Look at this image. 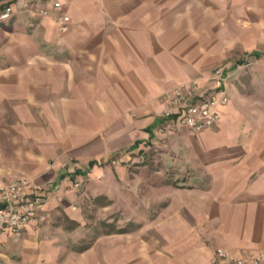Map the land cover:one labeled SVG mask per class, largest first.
<instances>
[{
	"label": "crops",
	"instance_id": "crops-1",
	"mask_svg": "<svg viewBox=\"0 0 264 264\" xmlns=\"http://www.w3.org/2000/svg\"><path fill=\"white\" fill-rule=\"evenodd\" d=\"M7 4L0 184L30 178L44 205L19 231L0 234V264H62L54 197L70 206L73 179L147 140L163 142L186 172L156 187V203L171 206L165 220L183 227L174 262L183 254L186 264H225L219 248L264 251V98L254 96L264 67L245 66L264 60V0H63L60 9L54 0H0V11ZM225 61L234 69L219 121L159 133L176 86L197 79L200 93H213L210 75Z\"/></svg>",
	"mask_w": 264,
	"mask_h": 264
},
{
	"label": "rangeland",
	"instance_id": "rangeland-1",
	"mask_svg": "<svg viewBox=\"0 0 264 264\" xmlns=\"http://www.w3.org/2000/svg\"><path fill=\"white\" fill-rule=\"evenodd\" d=\"M251 61L264 67V60L255 58L245 66ZM219 66L229 74L234 69L232 62L225 61L213 70ZM254 96L264 98V89ZM166 150L163 142L147 140L135 150L113 156L90 174L73 179L67 196L70 206L64 207L60 195L54 197L57 215L52 228L61 231L56 244L61 248L57 255L62 264L65 260L66 264H186L185 255L174 262L169 252L179 245L176 235L183 227L174 230L171 220H165L171 213L170 204L155 199L160 193L156 187L183 182L176 173L186 174ZM53 163L49 162L50 168ZM46 185L54 190L51 176H47Z\"/></svg>",
	"mask_w": 264,
	"mask_h": 264
},
{
	"label": "built area",
	"instance_id": "built-area-1",
	"mask_svg": "<svg viewBox=\"0 0 264 264\" xmlns=\"http://www.w3.org/2000/svg\"><path fill=\"white\" fill-rule=\"evenodd\" d=\"M63 0H54V7L60 9ZM10 4L0 11V23L13 14ZM69 16H64L67 21ZM62 29L67 30L63 22ZM214 82V92L203 94L198 91V80L180 84L169 99V107L164 111L165 124L159 129L164 134L176 128H188L194 132L214 126L220 118V108L229 102L227 86L229 73L219 66L210 75ZM44 205V196L37 185L27 177H21L10 183L0 184V234L17 232L34 221ZM218 256L225 264H264V251L251 252L245 257L231 255L222 248Z\"/></svg>",
	"mask_w": 264,
	"mask_h": 264
},
{
	"label": "trees",
	"instance_id": "trees-1",
	"mask_svg": "<svg viewBox=\"0 0 264 264\" xmlns=\"http://www.w3.org/2000/svg\"><path fill=\"white\" fill-rule=\"evenodd\" d=\"M137 145V144H136ZM137 147V146H136Z\"/></svg>",
	"mask_w": 264,
	"mask_h": 264
}]
</instances>
